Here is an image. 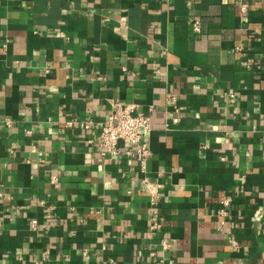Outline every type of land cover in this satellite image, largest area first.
<instances>
[{"label":"crops","instance_id":"1","mask_svg":"<svg viewBox=\"0 0 264 264\" xmlns=\"http://www.w3.org/2000/svg\"><path fill=\"white\" fill-rule=\"evenodd\" d=\"M239 1L0 0V264H264V0ZM115 101L150 114L144 172L88 142Z\"/></svg>","mask_w":264,"mask_h":264},{"label":"built area","instance_id":"2","mask_svg":"<svg viewBox=\"0 0 264 264\" xmlns=\"http://www.w3.org/2000/svg\"><path fill=\"white\" fill-rule=\"evenodd\" d=\"M248 8V3L245 0L239 1L238 11L240 16H247ZM190 26L195 33H200L201 22L199 19L190 20ZM240 49L241 47L236 48L237 51H240ZM49 70V66L45 67L46 73L49 72ZM226 96L231 101H234L236 98V95L231 92L227 93ZM171 99L174 100L175 98L172 97ZM174 121H176V119H174ZM66 124L71 125L72 121H67ZM93 126L97 125L90 119L81 123V127L86 131ZM97 129L98 132L96 138L91 139L88 142L95 145L103 161L112 162L116 159L122 149L125 155L139 163L142 172L145 171L147 159L151 155L147 143V139L151 133L150 114L138 111L137 104L135 103L115 101L111 106L109 114L102 122L98 123ZM140 183V187L150 195L148 231L150 233L158 232L161 223L156 199L157 191L149 184L148 179L145 177ZM229 200V198H223L221 200L223 208L220 209L219 213L224 214V207L228 206ZM40 204L44 207V218L42 220L44 221L45 226L49 227L55 217V205L43 200L40 201ZM256 220H259V218L256 217ZM37 224L38 219H32L29 222L30 230L36 229ZM229 243L233 249L238 247V241L234 237L229 238ZM159 244L162 250H167L169 248V244L165 239H161ZM149 255L154 256V251H150Z\"/></svg>","mask_w":264,"mask_h":264}]
</instances>
